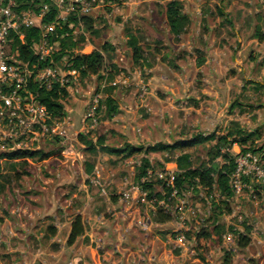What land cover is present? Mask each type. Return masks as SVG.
<instances>
[{"label":"rangeland","instance_id":"obj_1","mask_svg":"<svg viewBox=\"0 0 264 264\" xmlns=\"http://www.w3.org/2000/svg\"><path fill=\"white\" fill-rule=\"evenodd\" d=\"M169 1L99 0L93 5V31L83 27L89 43L84 50H99L105 43L114 50L103 53L105 68L99 75L80 76L78 84L67 88L68 95L62 101L65 116H70L74 125L73 130L79 132L80 120L89 105L96 124L79 134L87 135L94 143L103 136L104 144L109 147L122 148L128 144L144 149L158 143L189 140L198 134L206 136L215 132L223 135L238 124L246 133L259 134L252 140L253 146L262 149L258 154H264V37L260 41L255 36L256 30L264 36V0H179L182 12L189 18L188 26L179 36L171 34L167 26L165 11ZM129 34L145 51L146 62L134 63L127 45ZM78 35V38L84 37ZM107 99L113 101L116 112L108 113L104 105ZM214 144L215 141H206L187 148L124 157L122 154L110 155L98 147L92 151L77 137V143L73 144L74 155L65 156L63 147L56 140L41 139L35 145L41 152L49 154L45 162L30 159L31 163L23 166L21 162L9 163L1 159L0 264H29L32 261L35 249L33 252L29 249L26 253L16 252L18 256L13 253L14 245L9 242L7 236L10 234L4 224L6 220L19 218L17 211L12 212L16 207L26 205L37 212L42 206L39 192L53 188L52 184L56 182L47 179L57 171L69 180L65 183L67 189L58 192V204L63 208L67 205V210L82 206L85 185L91 192V215L110 226L106 235H113L111 241L119 243L117 236L124 228L121 225L118 235L111 231L116 223H122L120 217L119 222L113 221L114 212L136 209L139 217L150 218V231L142 230L135 219L124 218V225L132 221L133 228L138 227L142 233L151 232L149 240L154 242L148 247L147 255L143 252L147 244L143 239L133 241L132 246L123 243L127 251L131 247L136 253L122 264H220L224 250L238 249L236 235L228 228L243 231L245 225L251 227L250 243L232 264H249L248 260L264 264V187L256 179H249L244 183L242 194H233L229 199L231 213L221 214L215 222L226 228L220 237L212 232L210 219L214 204L221 205L224 197L216 189L209 196L208 191L199 186L184 190L188 205L197 210L194 219L186 220L189 232L185 246L167 243L166 239L172 238L177 230L176 222L170 215V221L156 226L152 213L157 206L152 209L144 204L122 201L111 209L110 203L114 198L117 202L122 188L131 184L144 185L143 176L137 178L143 159L148 160L147 170L153 173L171 168L177 156L184 152L189 154L192 168L219 166L222 164L219 157L211 160ZM228 150L234 154L239 147L234 144L223 152ZM84 160L93 165L88 177L81 174L79 167ZM65 165L68 167L64 168ZM93 177L106 183L107 196L100 195L92 185ZM145 184L152 185L154 198L156 194L162 196V180L152 177ZM155 199V202L160 200ZM174 205L175 201H170L171 210ZM23 214L19 210L20 217ZM199 223L202 224L199 231L210 232L204 248L199 247L194 238L193 230L200 226ZM106 231L105 228L100 234ZM155 236L161 242L154 239ZM95 252L101 256L105 254L103 248H97ZM152 253L155 257L149 260ZM25 255L28 260L23 261ZM119 255L116 252V259Z\"/></svg>","mask_w":264,"mask_h":264},{"label":"built area","instance_id":"obj_2","mask_svg":"<svg viewBox=\"0 0 264 264\" xmlns=\"http://www.w3.org/2000/svg\"><path fill=\"white\" fill-rule=\"evenodd\" d=\"M99 0H0V152L17 149H38L35 145L41 139L56 140L63 147L64 155H74L73 144L79 133H85L96 124L94 112L88 105L80 120L79 132L73 130L70 116L51 117L44 104L38 100V93L30 89L50 90L53 85L68 87L78 84L80 73L72 66L76 54H89L82 48L61 49V42L70 39L76 42L78 34L84 35L83 17L90 16L93 5ZM66 28V30H64ZM36 29L38 39L32 38L28 45L30 53L24 54L20 45L25 44V30ZM59 31V32H58ZM78 35V36H77ZM17 42V43H16ZM63 52L64 54L57 56ZM57 58V59H56ZM62 67V68H61ZM67 125L66 127L64 125ZM36 142V143H35ZM235 170L229 176V185L234 195H241L243 177L256 179L264 187V154L236 151ZM77 160L76 158H70ZM69 159V160H70ZM153 173L146 170L142 182L152 177L162 180V199L157 204L172 215L177 230L167 243L185 246L188 243L186 220L194 219L197 210L188 205L186 192L175 186L178 170L175 165ZM100 195L107 196V185L98 177L91 178ZM167 188L169 194L167 195ZM119 199L131 201L133 205L144 204L154 209L156 199L143 185L122 188ZM170 201H175L173 209ZM136 224L144 231H150L148 216L139 217ZM193 231L199 232V227ZM195 238V235H194Z\"/></svg>","mask_w":264,"mask_h":264},{"label":"trees","instance_id":"obj_3","mask_svg":"<svg viewBox=\"0 0 264 264\" xmlns=\"http://www.w3.org/2000/svg\"><path fill=\"white\" fill-rule=\"evenodd\" d=\"M165 15L169 32L175 36H179L181 33H183L189 24V18L182 12V4L179 0H171L167 3ZM82 19L85 22L86 30H89L90 32L93 31L91 27V17L85 16ZM64 30H66V28H64ZM256 31V38H258L260 41H263V34H260L258 30ZM25 33V44H21L20 48L24 54H27L30 53L28 50V45L30 44L31 39H38V31L36 29L25 30ZM86 44L87 41L83 36H81L77 39L76 42H72L70 41V39L62 41L61 49H71L72 47L82 49ZM127 45L131 50L134 63L141 64L142 62H146L148 60L145 51L139 45L138 40L132 34H129ZM108 50L113 51L114 48L109 43H105L100 47L99 50H93L89 54H76L72 61V66L79 71L80 76L82 77L87 75H99L100 72L105 68V56L103 53L107 52ZM63 54L64 53L61 52L57 56V58ZM29 86L31 90L37 91L38 100H40V102L45 105L51 117L54 118L65 114L64 104L62 101L68 95L65 87H59L58 84H55L50 90H46L44 88L37 90L36 85L30 84ZM104 105L108 113L111 114L116 112V106L114 105L112 100H105ZM258 135L259 134L254 131L246 133L239 128L238 124H234L233 127H231L228 132L223 135H217L215 132H212L206 136L198 134L189 140H180L172 144L158 143L152 146H148L144 149L143 147H135L128 144H126L122 148L109 147L104 144L103 136H100L94 143L92 138L84 134H79L78 140L82 144L87 145L88 148L92 151H95L96 147H98L101 151L110 155L114 154L118 156L122 154L124 155V157H130L132 155L141 154L143 152L148 153L151 151L176 150L194 146L198 143L206 141H215V144L212 146L213 148L210 151L211 160L219 157L222 161V164L219 166H203L200 168H192V164L189 160L190 156L189 154L184 152L177 156L175 161V166L178 170V173L175 176V186L182 190H187L188 187L195 188L199 186L207 190L209 196L212 193V190L216 189L219 195L224 197V200L220 201L221 205H219L218 203L214 204L213 215L210 219L213 224L212 232L220 237L226 231V228L222 224H215V222L221 214L231 213V209L229 207V199L232 198L234 193L229 185V176L235 170L234 157L232 156V154H230V152H223V149H230V147H232L234 144H237L240 152H261L262 149H256L253 146L252 141L253 139L257 138ZM48 157L49 154L41 152L40 149H17L0 152V160L4 159L9 163L21 162L23 166L27 165V160L37 159L36 161H43ZM1 168L2 167L0 161V169ZM148 168V160L143 159L137 176L138 180L145 175ZM92 169L93 165L86 163V171L88 173H91ZM248 180L249 179L247 177H243L244 183H246ZM143 188L149 191V197H151L153 193L152 185L144 184ZM168 194L169 190L167 188V195ZM156 197H158V200H161L163 198L159 194H156L155 198ZM155 205L157 206L155 212V221L161 224L170 221L171 216L168 213L163 212L161 206H159L157 202H155ZM228 230L235 233L236 245L238 249L235 251L224 250L223 261L220 264H232V262L236 258H239L243 255L242 250L246 248L250 243V226L245 225L243 231H238L231 227H229ZM199 232L195 234L196 242H198L199 247L204 248V243L209 239L210 232L204 229H201ZM82 233L83 226L81 223V218L80 216H76L72 221L71 231L68 236L67 243L72 244L75 239ZM247 263L254 264L253 260H248Z\"/></svg>","mask_w":264,"mask_h":264},{"label":"crops","instance_id":"obj_4","mask_svg":"<svg viewBox=\"0 0 264 264\" xmlns=\"http://www.w3.org/2000/svg\"><path fill=\"white\" fill-rule=\"evenodd\" d=\"M31 161L32 160H27L28 163H31ZM45 161L46 160H43L41 162L43 163ZM63 162L64 164L66 163L64 160ZM82 164L83 165L79 166L81 174L87 177L90 176L91 173L86 171V161L84 160ZM67 167L68 166L65 165L64 168ZM57 172L54 176L47 179V181L51 180L56 182L52 184L53 188L47 187L45 190H40V205L42 206H40L37 212L26 205L21 208L16 207L12 212L17 211L19 218L14 221L6 220L7 223L4 225L5 228H8L10 234L7 237L9 242L14 245L13 253H15V255L18 256L16 252L26 253L28 249L33 252L35 249V253H33L30 259L32 261L28 262L29 264H69L70 262L72 264H122L123 261L130 260V257L134 256V253H136V250H132L131 247L127 251V248L123 247V243L132 246L133 241L140 238L147 243L143 247V252L147 255L148 247L153 245L152 242H154L152 239L151 241L149 240V237L152 236L151 232L142 233L139 231L138 227L133 228L132 221L127 225H124L123 221L127 216L131 217L133 220L139 218L136 209L126 210V212L123 213L120 210L119 212L113 213V215H115L113 221L118 220L119 222L121 219L122 223H116L111 231L117 232L118 235L121 225H123L124 228L121 230V235H119V237L117 236V241H119V243L114 240L111 241L113 235L110 237L107 236L111 229L110 226L108 227L106 222L100 221V219H96V216L91 215V192L89 193L85 185H83L84 193L82 194L84 196V202L82 206L76 209H72V207L68 206L70 208L67 210V205L63 208L58 204V192L62 189H67L65 183H68L69 180ZM54 177H59V179H55ZM121 202L120 199L116 202L114 198L112 203H110L111 209L114 210L115 205L121 204ZM19 210L25 213L21 217L19 215ZM155 212L156 211H153L152 213L154 216ZM76 216H80L81 218L83 233L77 237L72 244H68L67 239L71 231V224ZM100 225L102 228H99ZM160 225L162 224L156 222V226ZM105 228L107 231L100 234V231ZM154 239L161 242L158 236H155ZM168 239L169 238H167L166 241H168ZM37 245H39V248H37ZM97 248H103L105 254L103 256L96 254L95 251ZM116 252L120 253L117 259ZM91 255H93V257H91ZM154 257L155 255L152 253L148 256V259L150 260ZM26 260L28 259L25 255L23 261Z\"/></svg>","mask_w":264,"mask_h":264}]
</instances>
